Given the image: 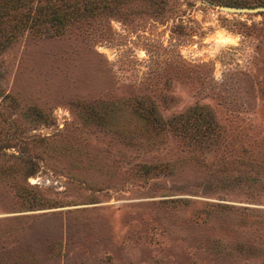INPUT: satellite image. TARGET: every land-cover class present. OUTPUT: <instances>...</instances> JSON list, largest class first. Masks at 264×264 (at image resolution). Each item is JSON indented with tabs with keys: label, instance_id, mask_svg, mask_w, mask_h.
<instances>
[{
	"label": "rangeland",
	"instance_id": "1",
	"mask_svg": "<svg viewBox=\"0 0 264 264\" xmlns=\"http://www.w3.org/2000/svg\"><path fill=\"white\" fill-rule=\"evenodd\" d=\"M66 1L0 0V264H264V0Z\"/></svg>",
	"mask_w": 264,
	"mask_h": 264
},
{
	"label": "trees",
	"instance_id": "2",
	"mask_svg": "<svg viewBox=\"0 0 264 264\" xmlns=\"http://www.w3.org/2000/svg\"><path fill=\"white\" fill-rule=\"evenodd\" d=\"M51 1L52 0H45L44 3H39L35 8L34 15L31 17V20L27 21L29 22V25L33 27V29L39 30L40 28H42V25L45 21H52V23H55L57 26L64 24L65 15H59L55 13V8H53L52 10H48L51 7ZM59 2L60 4L65 5L67 1L59 0ZM223 3L230 4L229 2ZM188 117H191L192 121H190ZM205 117L206 113H204V115H200V113L197 112V106H193L191 113L180 121L177 128L179 130H186L189 127H193L195 128V130H197V132H199V130H201L204 125V123L202 124V122H204L202 120H205Z\"/></svg>",
	"mask_w": 264,
	"mask_h": 264
},
{
	"label": "water",
	"instance_id": "3",
	"mask_svg": "<svg viewBox=\"0 0 264 264\" xmlns=\"http://www.w3.org/2000/svg\"><path fill=\"white\" fill-rule=\"evenodd\" d=\"M218 7L222 10L232 11V12L264 11V4H260V5H235V4L220 3V4H218Z\"/></svg>",
	"mask_w": 264,
	"mask_h": 264
}]
</instances>
